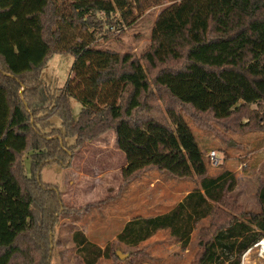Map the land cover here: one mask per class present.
<instances>
[{
    "label": "trees",
    "instance_id": "obj_1",
    "mask_svg": "<svg viewBox=\"0 0 264 264\" xmlns=\"http://www.w3.org/2000/svg\"><path fill=\"white\" fill-rule=\"evenodd\" d=\"M158 5L140 56L98 45L103 29L107 38L122 34L116 12L131 25ZM54 53L76 59L59 93L41 77ZM156 94L167 117L153 112ZM71 98L82 104L78 118ZM188 115L203 127L264 130V0H0V264H50V231L73 209L42 172L70 166L75 149L110 130L126 154L123 181L150 168L200 179L170 211L129 220L117 239L136 247L168 229L186 248L198 222L212 216L195 264H240L264 237V181L260 210L243 211L229 196L236 175H209ZM74 242L85 264L118 257L82 231Z\"/></svg>",
    "mask_w": 264,
    "mask_h": 264
},
{
    "label": "rangeland",
    "instance_id": "obj_2",
    "mask_svg": "<svg viewBox=\"0 0 264 264\" xmlns=\"http://www.w3.org/2000/svg\"><path fill=\"white\" fill-rule=\"evenodd\" d=\"M162 6L148 7L131 25L123 22L120 12H116L113 19L121 21L116 25L123 29L122 34L107 38L103 29L98 34V45L140 56L150 45L151 30ZM75 60L70 53H54L44 65L41 77L59 93L73 75ZM179 65L180 62L174 66ZM151 73L152 70L150 76ZM157 100L153 112L167 117L158 95ZM71 105L74 117L78 118L81 102L71 98ZM186 119L208 162L209 175L216 176L225 170L234 173L237 183L229 196L243 211H259L257 191L264 181V130L246 131L242 128L233 131L220 123H213L209 128L201 126L192 116L188 115ZM53 120L55 126L61 125L59 117H53ZM241 120L245 122L247 119L243 117ZM115 138L114 131L110 130L75 149L70 166L55 164L44 168L43 181L55 187L64 204L73 209L58 214L50 231V264H85L78 256L74 242L76 231H82L101 247L110 244L113 250L127 255L124 259L101 258L98 264H195L202 249L201 230L210 224L212 216L198 222L186 248L168 229L159 230L136 247L117 239L129 220L170 211L190 191L200 187V179L195 176L177 178L157 168H150L125 182L121 165L126 154L117 148ZM74 142V137L68 138V143ZM213 150L220 160L218 165H213L210 160L209 153ZM24 163L29 171L30 155L24 157ZM223 208L227 209L226 206ZM249 264H264V256L260 255L257 247L250 252Z\"/></svg>",
    "mask_w": 264,
    "mask_h": 264
},
{
    "label": "built area",
    "instance_id": "obj_3",
    "mask_svg": "<svg viewBox=\"0 0 264 264\" xmlns=\"http://www.w3.org/2000/svg\"><path fill=\"white\" fill-rule=\"evenodd\" d=\"M209 157H210V160L212 161L213 165H218L219 164L220 160H219V158H217V153H216L215 150L210 151ZM262 238H264V237H259L250 247H248L242 253L241 259H240V264H249L250 252L256 247L259 249L260 255L264 256V251L261 249V246H258V245L254 246V244H256V242L259 239H262Z\"/></svg>",
    "mask_w": 264,
    "mask_h": 264
},
{
    "label": "bare ground",
    "instance_id": "obj_4",
    "mask_svg": "<svg viewBox=\"0 0 264 264\" xmlns=\"http://www.w3.org/2000/svg\"><path fill=\"white\" fill-rule=\"evenodd\" d=\"M256 245L261 246V249L264 251V238L259 239L256 244H254V246Z\"/></svg>",
    "mask_w": 264,
    "mask_h": 264
},
{
    "label": "water",
    "instance_id": "obj_5",
    "mask_svg": "<svg viewBox=\"0 0 264 264\" xmlns=\"http://www.w3.org/2000/svg\"><path fill=\"white\" fill-rule=\"evenodd\" d=\"M117 255H118V257L120 258V259H124V258H126L127 257V255L126 254H123L121 251H117Z\"/></svg>",
    "mask_w": 264,
    "mask_h": 264
},
{
    "label": "crops",
    "instance_id": "obj_6",
    "mask_svg": "<svg viewBox=\"0 0 264 264\" xmlns=\"http://www.w3.org/2000/svg\"><path fill=\"white\" fill-rule=\"evenodd\" d=\"M121 152V151H120ZM121 156V155H120ZM122 156H124V155H122ZM125 164H126V158L124 157V161H123V164L121 165V169L125 166Z\"/></svg>",
    "mask_w": 264,
    "mask_h": 264
}]
</instances>
